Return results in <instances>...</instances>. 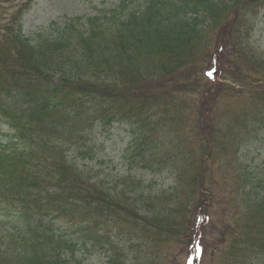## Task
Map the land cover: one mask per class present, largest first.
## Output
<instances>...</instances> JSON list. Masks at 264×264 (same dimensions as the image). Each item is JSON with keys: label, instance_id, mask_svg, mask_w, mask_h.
Listing matches in <instances>:
<instances>
[{"label": "trees", "instance_id": "1", "mask_svg": "<svg viewBox=\"0 0 264 264\" xmlns=\"http://www.w3.org/2000/svg\"><path fill=\"white\" fill-rule=\"evenodd\" d=\"M255 1L259 0H120L114 8L101 11L102 14L87 18L82 24L71 21L57 29L56 35L42 32L31 39L21 28L13 32L11 27H6L0 41V119L12 128L13 136L3 139L0 145V205L5 201L15 205L17 200L25 213L38 212L37 215L64 212L85 217L91 209L95 220L98 214L114 216L111 209L117 207L120 194L123 196L128 186L122 190L106 187L111 175L100 177V168L79 164V158L62 152L56 141L77 137L79 140L74 143L79 154L92 159L85 145L93 128L105 125L98 123H112L118 118L131 121L133 112L148 109L151 115L142 116L141 121L153 134L140 141L137 156L145 154V164L155 172L162 173L166 168L174 181L167 191L141 196L146 202L142 207L156 216L155 226L168 227L175 220L186 221L197 197L188 196L179 201V194L199 189L200 178L202 185L210 179L204 167L211 157L199 158L207 147L201 144L203 140L198 135L188 132L179 136L193 157L190 164L184 163L180 155L185 157V153L174 151L176 147L172 146V131H162L166 129L162 120L157 118L152 122L151 118L160 112L174 116L176 100L186 106L185 93L198 91L199 87L193 90L191 84L179 82L181 77L190 81L185 73L189 67H181L199 54V44L208 36L213 43L208 28L220 27V30L237 5L246 8L248 2ZM239 19L227 35V40L232 41L237 33L236 44L241 46L237 77L239 81L245 80L248 73L242 75L243 66H248L247 72L259 78L255 82L261 80L264 84V69L261 70L264 53L256 45H248ZM173 84L183 88L176 93ZM260 94L261 110L256 102ZM249 96L254 98L249 100L253 103L251 117L254 122L261 120L264 139V89ZM80 137L84 138V144ZM247 164L237 165L241 183L238 191L224 185L226 189L219 195L232 197L240 204L237 210L230 204L224 207L227 215L235 219L236 237L245 243L244 249L240 245L236 254L258 256L264 264V172L250 171ZM182 168L193 169L189 191L180 188L184 182ZM173 197H178L175 207L181 219L173 217ZM140 215L137 211L129 214V218ZM38 232L42 233L39 248L30 249L20 243V251L11 255L10 249L6 250L12 258L2 260L0 255V263L66 264L59 257L48 259V247L70 240L63 234L50 235L46 228ZM29 236L26 242L31 241Z\"/></svg>", "mask_w": 264, "mask_h": 264}, {"label": "rangeland", "instance_id": "2", "mask_svg": "<svg viewBox=\"0 0 264 264\" xmlns=\"http://www.w3.org/2000/svg\"><path fill=\"white\" fill-rule=\"evenodd\" d=\"M18 1L19 0L7 1L3 5V8L6 9V11H11L14 6L17 5ZM118 1L119 0H33L30 8L24 15V19L22 18L24 30L27 34H32L38 27L50 21L61 19L60 17L63 15L71 16L73 13L90 15L104 7H109L114 3L117 4ZM238 18H240L242 32L245 34L244 37L247 38L248 45H256L260 48L261 52L264 53V0L248 2L246 8H241ZM234 19L237 18H235L233 12V14L229 16L228 22ZM219 28L220 27L208 28L209 33H212L213 43L212 39H209L210 36H208L209 41H207V39L204 40L203 43L200 42L199 54L192 59L190 64L188 63L189 65L186 64L187 66H185L184 64L181 67V69L189 67L185 70V73H187L190 81L184 80V77H181L179 82L191 84L193 90H195L197 86H200V91L204 88L203 84H198L199 71L208 68L211 60L210 55L214 50L216 36L222 29L219 30ZM237 41L238 34L236 33L235 38L230 41L228 47L231 48V52H228L225 60V65L231 66L232 69L236 66L238 55L241 51V46L236 44ZM195 52L194 50V53ZM243 67L244 70L242 75L248 74L245 80L242 79L241 84L239 83L235 86V90L225 89L224 86L228 83L230 84V82L226 80L225 82L228 83L222 85L223 82L220 79L218 82L219 88L214 93L217 97L215 96L216 99L215 97L212 98L210 104H202L200 102V100L202 101V93L204 91L202 93L200 92L201 94H197V91L189 92V94L184 95L187 97L186 106L182 101L180 103L177 100L174 101L173 104L179 107H177V113L174 112V116L171 114L165 115L163 118L164 121H162V125H166V129L162 131L168 132L171 130L172 135H174L172 144L174 148L176 147L174 151L185 153V157L180 155V159L183 158L184 163L190 164L193 159L187 152V148L182 145V138H179V136L188 132L198 135L203 140L201 144L208 148V153H200L199 158L202 157V155L208 157L210 155L209 153H211V158L208 160L206 167H204L208 173V177H210L209 180H206L205 186L203 188L200 187L190 194L185 192L179 194V201L188 196L197 197V202L195 207H193V226H191L193 216L187 218L186 221L175 220L170 226L167 224L168 227H162L159 224L154 226V223H157L158 220L156 216L144 210L145 208L142 207V205L146 202L144 199H141V196H149L152 195L153 192L161 193L169 190L173 185V175L167 171L166 168L164 172L158 173L140 166L142 157L137 156V154L132 156L135 157L136 162L140 165H135L134 170L130 166L127 170V166L122 165L117 157L121 153V148L125 147L130 142V134L125 125L115 123L112 128L108 129L109 134L107 135L106 149L104 151V160L106 159L105 165H107L108 168L106 172L105 170L104 172L107 173L110 171L109 174L113 175L112 178L109 177V179H113L112 184L116 185L117 188L128 186L125 188L128 192L121 197L118 204L114 203L117 207L111 209L113 211L110 212L111 215L117 218L119 227L116 225L115 218H105V220L107 222L109 221L108 231H113L111 233L112 235H115L123 228L127 230L121 236L108 238V243L104 241V239H101L96 249H93L91 246L86 249H80L77 245L70 247L69 251L73 253L71 254L73 260L70 262L71 264H77L79 261H82L83 264H108L109 256L117 260L118 263L114 261V264H187V261L189 262L191 258L190 245L192 239L196 231L200 228V226H198L199 222L206 216H209L210 222L208 221L202 227V231L204 233L206 231L205 235L202 237L203 246L206 244V246H204L206 256L203 260L206 264H213L212 253L215 248L213 244L217 243L220 234L226 230L225 228L228 224V215L224 207L226 204H230L233 208L240 207L237 200L233 201L232 197L230 199L223 198V195H219V193L224 192L226 188H230L234 190V192L238 191L241 183L238 178L237 165L240 162L248 163L247 165L250 171L255 170L258 171L259 174H261V171H264V167L261 164L264 156L261 157V144H258L261 142V120H257L256 122L253 121L251 117L253 103L249 101L250 99H254L249 96L250 94L263 92L264 84L261 83V80L256 83L255 80L259 78L255 79L253 74L247 72L248 66ZM262 69H264V67L261 68V70ZM236 73H238V67ZM227 74H230V80L236 78L229 70ZM172 87H174V84ZM182 88V86L176 85L174 90L177 93ZM256 102L261 110V94L257 97ZM133 113L136 114V118L140 119L142 116H145V114H149V111L145 109L144 111ZM187 126H189L188 129ZM7 131L6 127L0 126V133H5ZM252 133H255L254 138L246 142L245 135L250 136ZM138 134L139 132L133 137V142L131 144L132 152H134L137 145ZM114 143H116V146H113ZM209 148L211 152H209ZM256 153L259 154L260 157H254ZM101 154H103V152ZM98 156L103 159V155L99 154ZM185 165L188 167L187 164ZM182 171L184 173V182L180 188L183 191H189L193 169L187 170L182 168ZM129 174L131 177H128ZM226 180H228V183H226ZM256 182L257 180H255V183ZM211 189H214L213 195L210 194ZM134 197L138 198V200L136 201ZM177 198L178 197H173V202L171 204L173 208L177 203ZM243 201L244 200L241 202V207L244 206ZM155 202L160 201L155 199ZM200 205L202 206L201 210L204 212L199 213L197 211ZM13 210H16V208H12L11 212ZM137 211H139L142 216L140 215L135 219L129 218V214H136ZM207 212H210V214L212 213V217L208 215ZM161 213L164 214V210H162ZM107 216L109 217L110 215L107 214ZM173 217L174 219H181L178 208L176 207L174 208ZM12 221H15L13 216H11V221L8 222L9 226L3 227V234L6 235L12 227H17V224ZM126 221H128V224ZM55 225L56 227H60L61 223L57 221ZM64 225H67L66 220L61 227ZM27 227L28 226L24 224L20 226L19 229L25 230ZM67 229L68 226H66L65 231H69ZM71 229L74 231L77 230L74 228ZM96 229L98 230H94L91 225H87L85 232L87 235L102 234V224H97ZM145 229L147 235L144 236L143 232ZM127 237H129V239H127ZM97 238L99 239L100 236H97ZM66 250L68 249L66 248ZM231 251L233 253H238L232 248V244ZM0 252L2 260L6 257L12 258L8 256L4 250L0 249ZM246 252H248V250H246ZM241 257L245 258L247 254L242 253ZM253 260L256 264L259 261L257 257H254ZM199 264H203V262L200 260Z\"/></svg>", "mask_w": 264, "mask_h": 264}, {"label": "snow or ice", "instance_id": "3", "mask_svg": "<svg viewBox=\"0 0 264 264\" xmlns=\"http://www.w3.org/2000/svg\"><path fill=\"white\" fill-rule=\"evenodd\" d=\"M209 75H211V73H208Z\"/></svg>", "mask_w": 264, "mask_h": 264}]
</instances>
